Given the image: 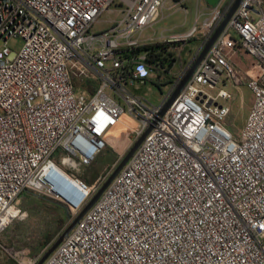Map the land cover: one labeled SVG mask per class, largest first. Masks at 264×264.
I'll return each mask as SVG.
<instances>
[{
  "label": "built area",
  "instance_id": "built-area-1",
  "mask_svg": "<svg viewBox=\"0 0 264 264\" xmlns=\"http://www.w3.org/2000/svg\"><path fill=\"white\" fill-rule=\"evenodd\" d=\"M235 0L196 5L188 32L155 36L164 0H0V232L24 218L16 200L38 192L73 219L106 180L79 172L109 135L136 122L143 142L95 204L43 264H264V0H242L181 93L161 110L131 94L151 73L141 49L201 38V48ZM120 19L93 26L110 7ZM201 23L199 19L201 17ZM149 29L153 33L143 37ZM22 47L12 50L8 41ZM257 62L246 72L253 104L238 138L226 125L240 83L237 46ZM111 172V171H110ZM15 264H36L1 247Z\"/></svg>",
  "mask_w": 264,
  "mask_h": 264
},
{
  "label": "rangeland",
  "instance_id": "rangeland-1",
  "mask_svg": "<svg viewBox=\"0 0 264 264\" xmlns=\"http://www.w3.org/2000/svg\"><path fill=\"white\" fill-rule=\"evenodd\" d=\"M197 3L200 4L201 10L204 12L206 6L204 0H164V7L160 17L152 26L155 36L157 37L163 32L164 37L167 38L171 35L188 32L195 24ZM226 3L227 0H222L221 6ZM119 9V7L112 5L110 7L112 12L102 13L99 22L93 26L92 31L99 33L109 30L112 27V22L120 19ZM203 18L204 16L199 19V24ZM152 33L151 30L147 29L143 37H148ZM22 45L23 41L18 38H12L8 41V46L15 51H18ZM201 45V38L198 33L195 37L185 42L179 51V60L170 67V74L174 76L186 69L197 55ZM1 46L2 41H0ZM237 47L235 54L232 56V63L237 71L240 83L236 86L229 83L220 84L219 86L231 94V99L225 102L230 110L225 122L235 138L239 137L253 104V95L246 86V72H251L253 76L259 74L257 62L247 55L239 45ZM171 87L172 83H169L163 77L156 79V74L151 72L145 84L139 85L135 83L128 85L127 89L131 94L141 97L153 105H159L169 93ZM121 120L124 124L129 125L127 132L119 129L114 130V133H117L114 143H107L105 150L98 155L96 160L85 170L79 172V174L84 175L82 177L90 180L89 184H92L99 175L104 176L108 172L110 173L114 169L115 164L132 147L133 143H131L129 132L137 124L127 115H123ZM16 205L20 212L24 214V218L13 221L4 231L0 232V264H15L11 257L2 251L1 247L23 252V255L34 261V259L41 257L54 242H51L46 247L42 246L47 231H52L55 228L56 207H58L56 204L49 201V198L43 194L25 191L16 200Z\"/></svg>",
  "mask_w": 264,
  "mask_h": 264
},
{
  "label": "water",
  "instance_id": "water-1",
  "mask_svg": "<svg viewBox=\"0 0 264 264\" xmlns=\"http://www.w3.org/2000/svg\"><path fill=\"white\" fill-rule=\"evenodd\" d=\"M221 0H204L205 4L209 7H213L217 5ZM242 0H235L231 7L229 8L228 12L223 17L221 23L217 26V28L212 33L209 40L203 45L202 48L198 51L197 55L192 59L190 67L186 70L184 76L180 79L179 83L175 86L173 91L171 92L169 98L167 99L165 105L163 106L160 115L162 116L172 105L178 95L181 93L185 85L191 79L193 72L197 69L200 62L203 60L205 55L208 53L209 49L214 44L215 40L218 36L222 33L223 29L225 28L226 24L228 23L230 17L235 12L237 7L239 6ZM151 128H148L144 134L140 138H138L129 149V151L122 157L118 163L115 164L114 169L110 172L106 180L103 184L99 187V189L94 193V195L90 198L88 203L82 208V210L73 218L68 213V217L70 218V223L68 226L63 230L60 236L51 244L48 250L39 258L36 264H43V262L56 250V248L61 244L64 238L68 236V234L73 230V228L77 225V223L81 220L84 214L95 204V202L99 199L101 194L104 190L110 185V183L114 180V178L119 174V172L123 169L126 163L130 160L133 156L135 151L143 142L145 136L149 133Z\"/></svg>",
  "mask_w": 264,
  "mask_h": 264
},
{
  "label": "trees",
  "instance_id": "trees-1",
  "mask_svg": "<svg viewBox=\"0 0 264 264\" xmlns=\"http://www.w3.org/2000/svg\"><path fill=\"white\" fill-rule=\"evenodd\" d=\"M178 1V0H175ZM177 44L169 43H155L153 45L144 46L141 50L147 54V64L151 71L156 74V79L163 77L169 83H172L174 77L170 74V67L177 61L178 52L176 51ZM86 182L90 183L89 179ZM44 200H46L44 198ZM56 204L57 215L56 224L54 230L47 231L44 236L43 247H46L51 242L55 241L63 230L68 226L70 218L68 217V211L62 204L50 200ZM70 215V214H69Z\"/></svg>",
  "mask_w": 264,
  "mask_h": 264
},
{
  "label": "bare ground",
  "instance_id": "bare-ground-1",
  "mask_svg": "<svg viewBox=\"0 0 264 264\" xmlns=\"http://www.w3.org/2000/svg\"><path fill=\"white\" fill-rule=\"evenodd\" d=\"M123 124H124V123H123ZM124 126H127V125L124 124ZM118 129L124 131L123 128H122V126H121V127H118ZM114 132H115V131H113V132L109 135V137H108V143H109V142H110V143H114V138L116 137V134H117V133H114Z\"/></svg>",
  "mask_w": 264,
  "mask_h": 264
},
{
  "label": "flooded vegetation",
  "instance_id": "flooded-vegetation-1",
  "mask_svg": "<svg viewBox=\"0 0 264 264\" xmlns=\"http://www.w3.org/2000/svg\"><path fill=\"white\" fill-rule=\"evenodd\" d=\"M191 62H192V61H191ZM191 62L189 63L188 67H187L185 70H187V69L190 67V65H191Z\"/></svg>",
  "mask_w": 264,
  "mask_h": 264
}]
</instances>
